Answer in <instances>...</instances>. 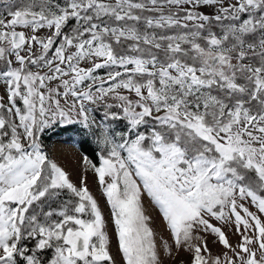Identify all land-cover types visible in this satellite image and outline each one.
Returning <instances> with one entry per match:
<instances>
[{
    "label": "snow or ice",
    "instance_id": "1",
    "mask_svg": "<svg viewBox=\"0 0 264 264\" xmlns=\"http://www.w3.org/2000/svg\"><path fill=\"white\" fill-rule=\"evenodd\" d=\"M56 125L97 145L115 251L42 142ZM180 253L264 264V0H0V264Z\"/></svg>",
    "mask_w": 264,
    "mask_h": 264
},
{
    "label": "rangeland",
    "instance_id": "2",
    "mask_svg": "<svg viewBox=\"0 0 264 264\" xmlns=\"http://www.w3.org/2000/svg\"><path fill=\"white\" fill-rule=\"evenodd\" d=\"M44 146L49 152L50 156L55 159L61 166H63L67 171L72 173V178L74 181L78 182V177L80 175L86 174L88 176V184L91 192L97 198L100 206L102 208L103 214L108 220L109 234L113 241V251H115V235L113 231V225L111 224L110 209L103 197L102 191L96 183L94 176L90 170L85 173L84 165L82 164L81 158L84 155L79 148L76 146L74 141V136L71 134H66L64 136H54L49 142H45ZM145 206L150 212V214L156 218V228L158 233L163 232L162 222L159 218V212L150 203V198L146 195L144 197ZM255 210V209H253ZM216 248H214V251ZM165 258L168 259L165 253ZM180 261H187V256L184 253H180L179 256H173L169 259V264H180Z\"/></svg>",
    "mask_w": 264,
    "mask_h": 264
},
{
    "label": "trees",
    "instance_id": "3",
    "mask_svg": "<svg viewBox=\"0 0 264 264\" xmlns=\"http://www.w3.org/2000/svg\"><path fill=\"white\" fill-rule=\"evenodd\" d=\"M71 134L74 136V141L79 150L88 156L93 162H97L99 150L93 140L87 136L80 125H56L50 127L42 134L41 139L43 144L49 142L54 136H64Z\"/></svg>",
    "mask_w": 264,
    "mask_h": 264
}]
</instances>
